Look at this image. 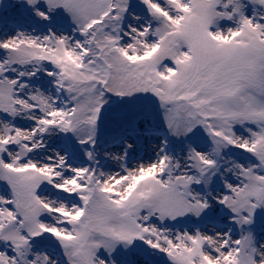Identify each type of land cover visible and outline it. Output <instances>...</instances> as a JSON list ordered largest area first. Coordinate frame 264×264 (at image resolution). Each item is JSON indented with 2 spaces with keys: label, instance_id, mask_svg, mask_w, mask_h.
Returning <instances> with one entry per match:
<instances>
[{
  "label": "snow or ice",
  "instance_id": "obj_1",
  "mask_svg": "<svg viewBox=\"0 0 264 264\" xmlns=\"http://www.w3.org/2000/svg\"><path fill=\"white\" fill-rule=\"evenodd\" d=\"M9 10L0 264H264V0Z\"/></svg>",
  "mask_w": 264,
  "mask_h": 264
},
{
  "label": "rangeland",
  "instance_id": "obj_2",
  "mask_svg": "<svg viewBox=\"0 0 264 264\" xmlns=\"http://www.w3.org/2000/svg\"><path fill=\"white\" fill-rule=\"evenodd\" d=\"M12 0H0V31L7 27L10 20L13 18L12 12L9 10V5ZM27 27V25H25ZM159 264V261H157Z\"/></svg>",
  "mask_w": 264,
  "mask_h": 264
}]
</instances>
